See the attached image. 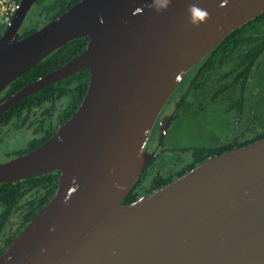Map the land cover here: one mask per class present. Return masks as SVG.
<instances>
[{
  "label": "water",
  "instance_id": "1",
  "mask_svg": "<svg viewBox=\"0 0 264 264\" xmlns=\"http://www.w3.org/2000/svg\"><path fill=\"white\" fill-rule=\"evenodd\" d=\"M37 2L22 0L0 39V93L67 45L89 42L2 104L0 117L83 71L90 81L53 138L0 164V185L60 173L56 194L0 264H264V139L124 205L157 157L147 147L173 94L264 15V0H83L20 39ZM174 115L159 123V146Z\"/></svg>",
  "mask_w": 264,
  "mask_h": 264
},
{
  "label": "trees",
  "instance_id": "2",
  "mask_svg": "<svg viewBox=\"0 0 264 264\" xmlns=\"http://www.w3.org/2000/svg\"><path fill=\"white\" fill-rule=\"evenodd\" d=\"M15 1L19 4L22 0ZM82 1L38 0L28 19L32 16L35 20L43 21L44 27ZM6 29L7 25L0 28V39ZM38 30L40 29L23 28L20 39ZM88 42L87 39L78 40L57 51L18 80L14 88L6 91L4 97L10 96L25 84L62 68L81 55ZM89 81V71H83L27 99L0 120V131H6L8 127L27 128L30 121H37L35 125L45 130V133H41L40 138L33 141L20 156L36 151L53 138L60 127L77 112L87 94ZM181 97L184 99L174 124H181L188 119L214 117L224 122L222 125L228 129V133H211L196 147L188 144H174L171 147L169 139L173 124L166 134L158 158L151 165L153 168L161 167L160 172L154 173L153 168H149L124 205L136 202L144 194L155 193L210 159L264 139V15L228 37L194 68L173 94L165 114L175 110ZM33 109L36 111L32 112ZM158 139L159 131L153 135L151 144H157ZM59 178L60 173H53L16 184L0 185V258L54 197Z\"/></svg>",
  "mask_w": 264,
  "mask_h": 264
},
{
  "label": "flooded vegetation",
  "instance_id": "3",
  "mask_svg": "<svg viewBox=\"0 0 264 264\" xmlns=\"http://www.w3.org/2000/svg\"><path fill=\"white\" fill-rule=\"evenodd\" d=\"M24 77V76H23ZM22 77V78H23ZM74 77V76H73ZM21 79V78H20ZM20 79H18V80H20ZM41 79V78H40ZM70 79V78H69ZM69 79H67V80H69ZM18 80L17 81H15L13 84H11L7 89H5L2 93H0V106L2 105V104H4L5 102H7L8 100H10L14 95H16L17 93H19L21 90H23L25 87H27V86H29L30 84H32V83H34L35 81H37V80H35L34 82L32 81V82H29V83H27V84H25L24 86H22V87H20L18 90H17V88H15V90H17L16 92L14 91L10 96H8V97H4L5 96V93H6V91H9L10 89H12V88H14L15 87V85L17 84V82H18ZM39 80V79H38ZM67 80H65V81H67ZM64 82V81H63ZM59 84V83H58ZM53 86H55V85H53ZM53 86H51V87H53ZM17 87V86H16ZM51 87H49V88H51ZM48 89V88H47ZM47 89H45V90H47ZM45 90H43V91H45ZM43 91H41V92H43ZM41 92H39V93H41ZM39 93H37V94H35V95H33L32 97H34V96H36V95H38ZM4 98V99H3ZM31 98V97H30ZM182 98V97H181ZM29 99V98H28ZM26 101V100H25ZM181 101V100H180ZM22 104V103H21ZM20 104V105H21ZM178 104V103H177ZM20 105H18L17 107H15L14 109H12V110H10L8 113H6V114H4L3 116H1L0 117V120H3L4 118H6V116L9 114V113H11V112H13L16 108H18ZM166 109V108H165ZM33 111H36V109H33L32 110V112ZM175 111H176V108H175V110L174 111H172V112H169L168 114H165V110L163 111V113L161 114V116H160V118H159V120H158V123H157V125H156V127H155V129H154V132H153V135L157 132V131H159V139H160V126H159V123L161 122V121H163L166 117H171V116H173L174 115V113H175ZM31 112V115H33V113ZM177 114V113H176ZM176 114L174 115V118H173V121H172V123H171V125H170V127H169V129H168V132H169V130L172 128V126H173V124H174V120H175V117H176ZM34 118L36 119L37 117H35L34 116ZM35 123H37V121H30V125H29V127H27V128H21V127H17V128H10V127H8V129L6 130V131H3V130H1L0 131V164H3V163H6V162H9V161H12V160H15V159H17V158H20V157H22V156H20V154L22 153V152H25V151H27L28 150V148L30 147L29 145L33 142V141H36V140H38L39 138H40V135H41V133L43 134V133H45V130H43V129H39V127L38 126H36L35 125ZM61 128V127H60ZM167 132V133H168ZM153 135H152V137H153ZM159 139H158V142H157V144H151V140H152V138H151V140H150V143H149V145H148V147H147V150H148V152L149 153H153V152H155V151H157V157L156 158H158V156H159V152H160V148H161V146H162V144L159 146ZM28 154H30V153H28ZM27 155V154H26ZM25 156V155H24ZM156 158L147 166V168H146V170H145V172L150 168V169H152L153 167L151 166L152 164H153V162L156 160ZM181 168H182V165H181ZM149 169V170H150ZM153 172L154 173H158V172H160L159 171V168H158V166H157V168L156 167H154L153 168ZM145 172H144V174H145ZM143 174V175H144ZM142 175V176H143ZM142 178V177H141ZM140 178V179H141ZM150 180V179H149ZM152 180V179H151ZM148 181V180H147ZM132 192V191H131ZM146 193V192H145ZM143 194V193H142ZM150 194H144V195H142V196H140L139 198H138V200L139 199H141V198H144V197H147V196H149ZM137 200V201H138Z\"/></svg>",
  "mask_w": 264,
  "mask_h": 264
},
{
  "label": "rangeland",
  "instance_id": "4",
  "mask_svg": "<svg viewBox=\"0 0 264 264\" xmlns=\"http://www.w3.org/2000/svg\"><path fill=\"white\" fill-rule=\"evenodd\" d=\"M43 25V21L35 20V18L31 16L26 22L24 29H41ZM223 123L214 117H202L197 120L188 119L181 124L175 123L170 132L169 145L171 147L174 144H188L190 147L199 146L203 142V139L210 136L211 133L216 135H226L228 129L222 125ZM157 164L159 165L161 163ZM158 168L160 169L161 167L158 166Z\"/></svg>",
  "mask_w": 264,
  "mask_h": 264
},
{
  "label": "built area",
  "instance_id": "5",
  "mask_svg": "<svg viewBox=\"0 0 264 264\" xmlns=\"http://www.w3.org/2000/svg\"><path fill=\"white\" fill-rule=\"evenodd\" d=\"M15 0H0V28L8 25L17 11Z\"/></svg>",
  "mask_w": 264,
  "mask_h": 264
}]
</instances>
